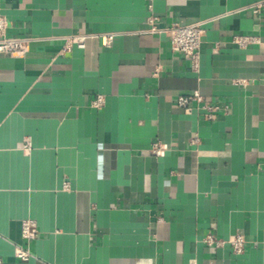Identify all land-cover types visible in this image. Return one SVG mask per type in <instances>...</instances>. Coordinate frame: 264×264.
Instances as JSON below:
<instances>
[{
  "label": "crops",
  "instance_id": "obj_1",
  "mask_svg": "<svg viewBox=\"0 0 264 264\" xmlns=\"http://www.w3.org/2000/svg\"><path fill=\"white\" fill-rule=\"evenodd\" d=\"M262 1L0 0L8 35L31 38L0 53V264H264ZM151 16L204 22L197 69ZM75 35L86 46L64 52Z\"/></svg>",
  "mask_w": 264,
  "mask_h": 264
},
{
  "label": "built area",
  "instance_id": "obj_2",
  "mask_svg": "<svg viewBox=\"0 0 264 264\" xmlns=\"http://www.w3.org/2000/svg\"><path fill=\"white\" fill-rule=\"evenodd\" d=\"M264 6V1L257 5L255 11ZM157 17L151 16L149 18L150 31L162 32L168 31L171 36L172 49L176 52L182 53L186 59H189L192 67L197 69L199 66L200 49L202 44V37L205 33L204 22L199 21L187 25L173 24L168 27H161L157 24ZM8 24L6 16L0 12V53H7L16 57H24L30 50V37L24 36H10L8 35ZM115 33H108L101 35V41L104 46H111L116 39ZM253 37L247 35H237L234 37V42L240 46H245L251 42ZM74 46L84 48L86 46L85 35H75L66 39L63 51H70ZM244 81V80H243ZM197 101L203 103V96L199 91H195L192 94L182 95L178 97L177 104L184 109L185 112L190 113L192 107L190 103ZM104 97L98 95L92 102V105L96 108H100L104 105ZM202 107L206 110V117L211 118L213 111L217 108L213 104H202ZM169 150V145L166 142L156 141L153 143L150 151L153 155L164 156ZM38 234V228L34 221L25 220L22 223V235L29 242L36 239ZM236 253H241L244 250L246 243L245 236L240 233L231 235L227 240ZM204 242L209 245L215 244L216 246H222L225 240L217 239L211 234L204 237ZM16 255L22 260H28L32 255L29 248L19 247L16 251Z\"/></svg>",
  "mask_w": 264,
  "mask_h": 264
}]
</instances>
